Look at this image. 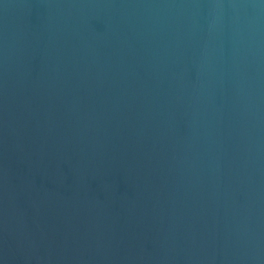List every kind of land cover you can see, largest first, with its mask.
<instances>
[{
	"label": "water",
	"instance_id": "obj_1",
	"mask_svg": "<svg viewBox=\"0 0 264 264\" xmlns=\"http://www.w3.org/2000/svg\"><path fill=\"white\" fill-rule=\"evenodd\" d=\"M0 264H264V0H0Z\"/></svg>",
	"mask_w": 264,
	"mask_h": 264
}]
</instances>
